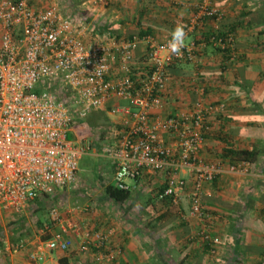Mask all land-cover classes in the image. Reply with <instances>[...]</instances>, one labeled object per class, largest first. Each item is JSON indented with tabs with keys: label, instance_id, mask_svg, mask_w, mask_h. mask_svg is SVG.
<instances>
[{
	"label": "built area",
	"instance_id": "built-area-1",
	"mask_svg": "<svg viewBox=\"0 0 264 264\" xmlns=\"http://www.w3.org/2000/svg\"><path fill=\"white\" fill-rule=\"evenodd\" d=\"M39 1L0 0V217L21 214L33 201L59 190L72 192L80 158L94 153L109 161L119 190L130 191L125 181L137 183L144 173H163L165 186L157 198L175 204L185 187L177 175L189 172L190 215L202 218V186L223 169L221 163L202 161L199 153L209 119L223 114L226 106L200 97L188 111L163 115L168 71L175 62L198 63L196 46L185 45L178 57L167 49L170 37L102 35L91 42L80 14L66 12L59 0ZM108 2L91 0L90 5ZM196 7L187 31L205 18H222L212 0H201ZM212 42L224 49L232 41ZM141 45L143 59L137 60L134 54ZM114 101L126 105L110 106V123L102 133L106 144L91 151L84 138L68 139L74 126ZM227 169L244 175L248 163ZM91 211L89 205L64 202L50 207L49 222L38 233L40 243L27 255L29 264L44 261L48 252H67L74 242L81 255L96 252L113 261L120 254L109 248L113 230L93 227L85 218ZM43 236L48 238L42 241ZM201 239L214 252L218 239L207 232ZM28 243L18 239L1 247L0 264Z\"/></svg>",
	"mask_w": 264,
	"mask_h": 264
},
{
	"label": "crops",
	"instance_id": "crops-1",
	"mask_svg": "<svg viewBox=\"0 0 264 264\" xmlns=\"http://www.w3.org/2000/svg\"><path fill=\"white\" fill-rule=\"evenodd\" d=\"M75 1L78 6L69 7L68 13L84 18L86 37L91 42L100 34L122 39L148 33L161 40L171 38L177 25L184 26L185 45L196 46L199 61L172 64L163 96V115L188 111L200 97L206 102L224 103L225 112L209 119L210 131L199 153V159L206 163H221L223 171L211 183L203 184V217L196 218L190 215L193 184L189 172L177 175L185 181V187L176 204L157 198L165 186L163 173H144L131 185L130 199L114 204L104 193L105 187L114 186L112 166L107 159L90 153L100 161V187L82 189L75 197L71 196L76 191L74 186L70 193L53 196L60 195L67 203L73 201L70 205H89L92 211L85 218L96 229L113 230L109 248L120 250V254L107 262L96 252L79 254L74 242L67 252H48L38 264L264 263V0H212L222 18H206L190 31L189 21L196 15L199 0H109L104 7H93L91 0ZM47 2L40 0L39 4ZM218 33L231 34L233 51L228 60L208 45L209 36ZM134 55L137 60L143 59L144 46H139ZM115 103L126 105L122 101L112 105ZM84 124L74 126L68 139L84 138L93 151L99 145L90 134H82ZM167 141L171 143L169 138ZM228 150L255 152L247 162L248 173L228 171L236 160ZM53 196L38 199L40 204L31 203L32 215L38 208L43 210L45 199L50 201ZM80 200L84 204H79ZM10 216L5 213L0 217V248L12 243L8 236L3 237L2 230ZM202 232L218 239L214 252L202 241ZM34 238L26 239L28 247L19 254L6 256V264H29L27 255L41 239L38 235Z\"/></svg>",
	"mask_w": 264,
	"mask_h": 264
},
{
	"label": "rangeland",
	"instance_id": "rangeland-1",
	"mask_svg": "<svg viewBox=\"0 0 264 264\" xmlns=\"http://www.w3.org/2000/svg\"><path fill=\"white\" fill-rule=\"evenodd\" d=\"M50 3V0H48L47 4ZM78 6V1L75 0H61V7L63 10H66V12H69V7L72 6ZM102 36L101 34L97 37ZM114 103V102H113ZM107 105L105 108L101 109L100 111H97L95 113L90 114L83 122L85 123L82 126V134H90L92 136V140L97 143V145L101 146L103 144H106L107 141L105 140V137L102 133L106 134L107 132L105 129H107V126H109L110 123V117L108 116L109 108L113 104ZM116 105V104H115ZM104 110V111H103ZM107 111V112H106ZM104 138V139H103ZM100 139L102 140V143L100 142ZM98 164H100L99 159L93 157L90 154L83 155L79 162L76 172V181H75V190L72 192L71 196L78 195L79 191H82V189L87 188H95L98 189L100 187V177L97 173ZM109 180V179H108ZM114 183V182H113ZM125 183L128 186H131L134 184L132 180H126ZM263 191V190H262ZM59 192L62 194V190H59ZM70 193V192H69ZM62 196L56 195L53 196V199L50 201L48 199H45V205L44 209H40L41 211L36 212L32 215L31 207L24 210L21 214L18 215H11L7 221L4 222V228L3 230V237L9 238V240L12 242L22 238V239H35L34 237L38 235L40 227L37 224V220L42 222L43 224H47L49 222L48 220V212L47 210L57 205L58 203L65 202L64 197L60 198ZM51 198V197H47ZM42 200V199H41ZM49 201V203H48ZM32 203H38L40 204L39 200L33 201ZM67 203V201L65 202ZM73 203V201H68V205ZM79 204H84V201L80 200L78 201ZM48 204V205H47ZM18 229H16V228ZM15 228V229H14Z\"/></svg>",
	"mask_w": 264,
	"mask_h": 264
},
{
	"label": "trees",
	"instance_id": "trees-1",
	"mask_svg": "<svg viewBox=\"0 0 264 264\" xmlns=\"http://www.w3.org/2000/svg\"><path fill=\"white\" fill-rule=\"evenodd\" d=\"M200 1L201 0H199V3H200ZM136 35L139 36V37L151 36L148 33H138ZM131 36H133V35H131ZM213 38H215V39L216 38H221L223 41H225L228 38H231V41H232L231 34H229V33L228 34H225V33L212 34L208 38V45H212L213 49L216 50L217 52L221 53L225 57L226 60L230 59V57L232 55V51H233L232 47H231L232 42H231V44H227L224 49H221L220 47H216L213 44V42H212ZM97 114H98V112H97ZM68 138H69V136H68ZM227 154H229L230 156H232L233 158L236 159L231 164H237V163H240V162H250V161H252V157L254 156L255 152L240 151V150H238V151L237 150H228ZM104 193H105L106 198L109 199L114 204H123L124 202L129 200L130 196H131L130 191L119 190V189L115 188L114 186H110V185L105 187ZM37 210L39 211L40 208H38ZM37 224L39 225V227L42 226V222L39 221V220H37ZM16 229H18V228H16ZM47 238L48 237L43 236L42 237V241L46 240ZM20 239H22V238H20ZM17 240H18V238H17ZM17 240H15V241L12 240V244L15 243Z\"/></svg>",
	"mask_w": 264,
	"mask_h": 264
},
{
	"label": "clouds",
	"instance_id": "clouds-1",
	"mask_svg": "<svg viewBox=\"0 0 264 264\" xmlns=\"http://www.w3.org/2000/svg\"><path fill=\"white\" fill-rule=\"evenodd\" d=\"M187 33L184 26L177 25L171 31V39L167 43V49L171 55L182 56V49L185 47Z\"/></svg>",
	"mask_w": 264,
	"mask_h": 264
}]
</instances>
